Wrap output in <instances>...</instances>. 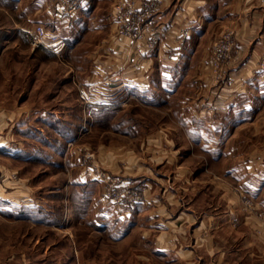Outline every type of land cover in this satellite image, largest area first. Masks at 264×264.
I'll list each match as a JSON object with an SVG mask.
<instances>
[{"label":"crops","instance_id":"0c3cea01","mask_svg":"<svg viewBox=\"0 0 264 264\" xmlns=\"http://www.w3.org/2000/svg\"><path fill=\"white\" fill-rule=\"evenodd\" d=\"M17 1L29 21L62 32L70 51L90 43L82 52L96 58L98 87L94 96H78L79 117L102 114L106 106L86 102L99 99L111 103L112 115L143 120L120 131L124 140L99 141L84 158L88 164L80 158L87 148L79 146L73 184L70 152L60 154L62 190L75 187L80 207L95 216L87 223L93 231L124 241L129 252L140 245L148 250L143 259L150 252L165 264H264V0H161L152 49L120 37L112 14L118 0H81L79 12L65 19L56 15L55 0ZM229 28L239 53L217 77L209 68L212 43ZM122 98L125 109H118ZM160 115L170 122H159ZM17 149L25 161L51 155ZM97 163L106 166V180ZM106 181L146 186L145 203L107 206ZM22 193L20 200L31 199ZM244 197L262 211L248 214Z\"/></svg>","mask_w":264,"mask_h":264},{"label":"rangeland","instance_id":"374dc122","mask_svg":"<svg viewBox=\"0 0 264 264\" xmlns=\"http://www.w3.org/2000/svg\"><path fill=\"white\" fill-rule=\"evenodd\" d=\"M17 2L0 0V264H165L150 252L149 256L153 257L143 259L148 250L140 245L129 252L124 241L115 242L106 233L93 231L94 227L87 223L95 216L92 213L87 217L72 186L74 179L77 180L73 157L82 150L79 146L87 148L78 153L84 162V158L92 157L90 153L96 151L99 141L109 144L124 140L120 131L129 133L131 126L142 123L139 121L142 118L128 117L123 112L112 115L111 103L97 99H92L89 105L106 106L102 114L96 118L79 117L78 96L84 99L86 92L94 96L90 92L98 87L93 79L96 58L82 52L90 43H82L72 51L66 44L59 55L45 48L33 49L24 29L42 20L29 21L25 5ZM94 36L90 37L91 41L95 40ZM185 88L189 91V86ZM119 101L122 106L118 109H125L123 98ZM135 103L139 113L142 112L140 102ZM145 110L149 114L158 113L150 108ZM164 118L160 115L157 120L164 122ZM169 119L165 122H170ZM157 120L149 119L151 124ZM17 147L27 152L32 148L35 156L49 152L51 155L25 161L18 156ZM65 150L70 152L75 165L70 174L71 191L62 190L66 177L61 173L65 162L62 163L60 154ZM97 164L103 175L106 166ZM106 186L105 182L101 187L103 193ZM22 192H28L32 200H20L24 198ZM246 200L250 203L246 204ZM256 203L249 197H244L242 202L248 214L262 211Z\"/></svg>","mask_w":264,"mask_h":264},{"label":"built area","instance_id":"2783aa9c","mask_svg":"<svg viewBox=\"0 0 264 264\" xmlns=\"http://www.w3.org/2000/svg\"><path fill=\"white\" fill-rule=\"evenodd\" d=\"M80 6L81 0H55L56 15L61 19L77 14ZM162 7L161 0H118L113 5L112 14L120 37L128 40L131 46H138L141 42L149 49L154 48L156 32L153 20ZM24 31L33 49L45 48L58 55L66 49V42L57 30L36 24L25 28ZM236 39V32L227 29L214 43L209 68L217 77L224 67H230L235 62L239 53V49L235 47ZM90 93L94 94L92 91ZM83 98L86 99V96L83 95ZM86 102L91 103L89 100ZM99 175L102 179H107L104 173ZM106 184L102 197L106 204L134 207L146 201V186L136 188L127 182L117 181H106ZM249 203L250 201L246 200V204Z\"/></svg>","mask_w":264,"mask_h":264}]
</instances>
